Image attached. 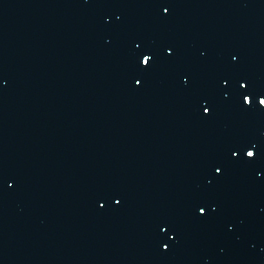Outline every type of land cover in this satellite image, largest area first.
Segmentation results:
<instances>
[{
    "label": "water",
    "instance_id": "1",
    "mask_svg": "<svg viewBox=\"0 0 264 264\" xmlns=\"http://www.w3.org/2000/svg\"><path fill=\"white\" fill-rule=\"evenodd\" d=\"M261 99L264 0H0V264H264Z\"/></svg>",
    "mask_w": 264,
    "mask_h": 264
},
{
    "label": "snow or ice",
    "instance_id": "2",
    "mask_svg": "<svg viewBox=\"0 0 264 264\" xmlns=\"http://www.w3.org/2000/svg\"><path fill=\"white\" fill-rule=\"evenodd\" d=\"M143 63H144V64H147V63H148V59H147V58H144ZM137 83H139V81H137ZM260 103H261V104H264V99H261V100H260ZM206 111H207V110H206ZM247 155H248V156H253V155H255V154H254L252 151H248V152H247ZM202 211H203V210H202Z\"/></svg>",
    "mask_w": 264,
    "mask_h": 264
}]
</instances>
